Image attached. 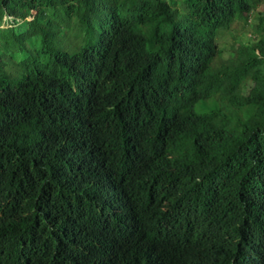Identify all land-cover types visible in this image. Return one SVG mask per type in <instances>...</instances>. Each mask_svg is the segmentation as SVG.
<instances>
[{
    "label": "trees",
    "instance_id": "1",
    "mask_svg": "<svg viewBox=\"0 0 264 264\" xmlns=\"http://www.w3.org/2000/svg\"><path fill=\"white\" fill-rule=\"evenodd\" d=\"M261 2L0 0V264H264Z\"/></svg>",
    "mask_w": 264,
    "mask_h": 264
},
{
    "label": "rangeland",
    "instance_id": "2",
    "mask_svg": "<svg viewBox=\"0 0 264 264\" xmlns=\"http://www.w3.org/2000/svg\"><path fill=\"white\" fill-rule=\"evenodd\" d=\"M264 13V2L250 14L249 22L247 26L239 28L237 30H232L227 33H223L217 38L218 48L221 50L222 57L227 58L231 49L235 48L237 45H250L256 41L254 37L252 26L256 24L257 17ZM1 28H7L9 24L7 22H1ZM252 88V83L248 82L243 87V93L247 94ZM195 111L198 113L204 112V108L201 103L195 106Z\"/></svg>",
    "mask_w": 264,
    "mask_h": 264
}]
</instances>
